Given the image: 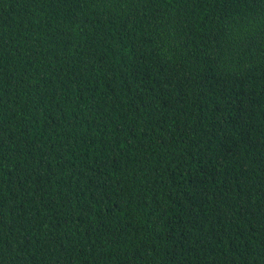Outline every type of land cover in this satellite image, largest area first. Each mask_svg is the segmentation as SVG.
<instances>
[{"label":"trees","instance_id":"trees-1","mask_svg":"<svg viewBox=\"0 0 264 264\" xmlns=\"http://www.w3.org/2000/svg\"><path fill=\"white\" fill-rule=\"evenodd\" d=\"M0 264H264V0H0Z\"/></svg>","mask_w":264,"mask_h":264}]
</instances>
